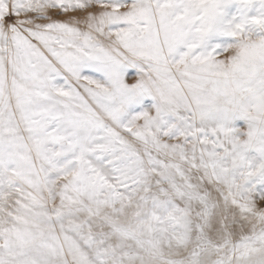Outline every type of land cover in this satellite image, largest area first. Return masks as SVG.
Segmentation results:
<instances>
[{"label":"snow or ice","instance_id":"6c2138e0","mask_svg":"<svg viewBox=\"0 0 264 264\" xmlns=\"http://www.w3.org/2000/svg\"><path fill=\"white\" fill-rule=\"evenodd\" d=\"M0 264H264V0H0Z\"/></svg>","mask_w":264,"mask_h":264}]
</instances>
